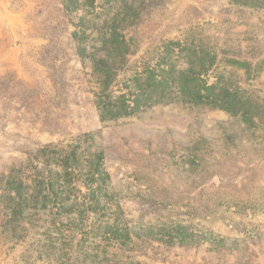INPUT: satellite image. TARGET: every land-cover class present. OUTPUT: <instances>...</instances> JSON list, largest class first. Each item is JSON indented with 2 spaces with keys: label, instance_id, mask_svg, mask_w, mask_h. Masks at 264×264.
<instances>
[{
  "label": "rangeland",
  "instance_id": "1",
  "mask_svg": "<svg viewBox=\"0 0 264 264\" xmlns=\"http://www.w3.org/2000/svg\"><path fill=\"white\" fill-rule=\"evenodd\" d=\"M117 22L131 54L104 89L92 53ZM93 131L106 213L12 221L0 205V264H264V0H0V177ZM113 224L237 245L125 246Z\"/></svg>",
  "mask_w": 264,
  "mask_h": 264
},
{
  "label": "trees",
  "instance_id": "2",
  "mask_svg": "<svg viewBox=\"0 0 264 264\" xmlns=\"http://www.w3.org/2000/svg\"><path fill=\"white\" fill-rule=\"evenodd\" d=\"M77 8V7H74ZM118 21V20H116ZM122 26L113 25L112 43L102 42L101 51L93 52V60L103 68L104 89L112 83V69L131 54ZM79 54L89 56L85 49ZM100 131L87 132L73 143H47L28 155L30 174L11 171L0 177V205L11 213L12 221L25 215L51 211L54 217L72 214H105L112 202L108 192L111 179L105 166V146ZM85 188V191L83 190ZM117 220H114L116 223ZM115 241L127 246L158 243L167 248L209 244L207 250H222L237 245L236 239L224 238L210 232H193L181 224H153L130 227L129 225L105 227Z\"/></svg>",
  "mask_w": 264,
  "mask_h": 264
}]
</instances>
